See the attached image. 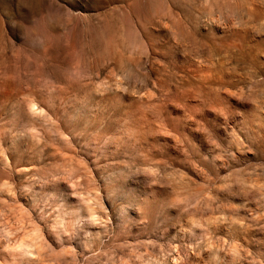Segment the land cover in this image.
<instances>
[{"label": "rangeland", "instance_id": "374dc122", "mask_svg": "<svg viewBox=\"0 0 264 264\" xmlns=\"http://www.w3.org/2000/svg\"><path fill=\"white\" fill-rule=\"evenodd\" d=\"M0 264H264V0H0Z\"/></svg>", "mask_w": 264, "mask_h": 264}]
</instances>
